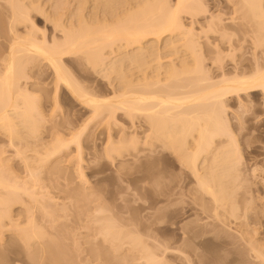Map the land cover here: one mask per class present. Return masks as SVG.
Listing matches in <instances>:
<instances>
[{
  "label": "bare ground",
  "instance_id": "1",
  "mask_svg": "<svg viewBox=\"0 0 264 264\" xmlns=\"http://www.w3.org/2000/svg\"><path fill=\"white\" fill-rule=\"evenodd\" d=\"M78 1L80 2V0ZM89 1L91 0H88V3L95 1V3L93 2L94 4H91L95 6H91L92 10L90 11L86 9L87 1L84 0V3L81 2V6L79 5V7L85 9V11L88 10L90 13H87L88 16H84V18L78 13L79 16L81 15L82 22L78 14H76L80 11L77 10L73 15L66 16L68 19L65 17V20L64 17L62 19V13L60 14L62 11L58 8L60 10L57 9L58 12L56 11V13H59L58 16L55 14V16L51 15V22L54 23L55 29H60L62 36L57 37L54 35L53 39L51 36L50 40L44 36L43 40H39L36 34L40 31H38V27L34 22L32 11L33 9L37 12L40 11V7L38 10L36 6L30 5L32 8H29L30 6L24 5L23 2L25 0H8L7 9L9 8L11 14L9 28L14 39H11L9 50L4 56L3 66H0V134L7 137L9 140L8 145L15 148L18 146L16 141L40 139L39 132L41 131L43 120L40 118L42 115L39 101L34 96L35 92L33 94L31 91H35L34 87L39 84L34 82V84H31V88L29 80L37 74L39 76L42 71L35 74L34 70H41L45 64L53 71L52 73H54L56 78L57 88L55 95L61 90L69 92L74 99L83 104V107L90 109L92 115L90 113L89 119L87 122L84 121L85 124L82 125L81 130L75 134L72 140H64L58 134H54L52 139H49L51 141L47 140V142L42 141L40 145L36 144L37 147L40 146V152L33 149L31 145L32 148L28 145L24 147V150L18 149L17 155L21 157V160L23 158L25 163V168L21 167L27 174V177H23L24 179L19 174H17L19 175L18 177L16 175L17 172L12 170V166L6 163L9 160L4 158V152L0 153V231H6L10 228L12 229L9 231H20L18 238L23 241L24 248H27L28 251L31 248H35V251H31L34 253V259L32 258V260L38 258V261L42 264H45V262H47L46 264H70L72 260L69 249L65 248L62 242L55 241V239L52 240L42 232L48 231V229L50 231L66 230L64 229L65 225L62 222L63 217L60 213L66 209V213H68V206L70 208L72 202L68 206L63 205L64 210H61V205L58 202H53L52 193L48 194L46 190L51 189L53 185L56 188L54 191L69 193L68 196L71 195L69 198L83 203V199L87 194H84V191H80L76 193L77 195L75 194V197L74 189H70L72 182L67 178V171L69 172V170L64 167V164H66L65 162H67L68 158H71L70 155L72 153H67V151L72 144L76 143L78 158L82 160L81 138L85 134V130L89 127L93 128V126H90L92 124L96 126L106 124L104 125L106 128L103 129L105 134H108L104 148L106 150L104 154L106 155L107 153L106 156H112V151L120 152L119 156L121 157L118 158L124 160V158L129 156V154L126 156V153L130 149L140 152L139 145L141 144L140 147H143L141 152L144 157L140 154L142 157L140 160L142 161L143 159L140 172L144 173V175L133 179L132 182L144 183L145 181L153 180L160 185L164 184L165 179L169 177L166 174L167 172L163 170L168 171L166 169L168 167L166 165L165 167L164 163H154L155 165L153 164L152 167L154 166L153 169L156 172L151 174V176L148 175V172L153 170L150 169L152 167H150L151 162H149L154 157L152 153L157 155L158 152V154L161 153L166 158H173L178 165L173 162V166L171 165L170 167L184 171L187 179L186 183L188 185L192 184L191 188L194 187L192 195H194L196 200L198 198L201 203H197L199 206H195V203L190 211L193 216L200 218L204 224H200L201 226L195 224L194 227L190 228V233L187 237L193 242L194 248L189 249V254L181 251L182 248H174V252L177 253L174 261H180L178 260L179 258H184V260L186 258L185 264H222L223 260L225 263L235 264L240 253L238 252L239 249L233 248L235 242L230 240L231 238L224 233H229L232 228H241L242 226L239 225L245 223L242 225L246 226V228L244 231H240L243 235L241 236L243 237L242 243L243 245L246 243L244 247H247L245 249L248 250V255L252 258V264H264V243L261 245L260 242L259 245V241L252 239L250 234L248 237L249 231H245L250 226L249 220H246V215L249 216V209L253 205L248 204L250 207H248L247 214L244 213L246 211L242 212L245 216L241 218L238 216V212L240 215V210L238 209L239 198L250 196L248 195L250 192L244 193L245 195L240 192L242 191L240 187L244 188L243 183L246 179L242 177V173L245 171L240 169L242 154L236 144V136L226 123V120L228 121L226 119L228 101L239 98L242 95L247 96L256 93H261L264 96V64L256 63V68L252 69L253 67L250 66L251 69L248 68L249 71L245 69V71L240 72L242 69L239 70L236 67L234 69L239 71L233 69L235 72H231V69L230 72H227L228 69L223 71L224 68H222L221 63L217 62L218 59L222 61V58H220L221 54L217 53L218 45H215L214 48L207 49H211L210 51L215 49L214 51L217 54L213 52L217 58L214 62L218 63L216 65L220 66L218 68L222 72L219 74L220 77L219 75L216 77L215 73L213 74L214 76L212 75L213 72L211 73V70L205 65L203 56L205 53L202 52L204 45L201 47L202 43H200L202 41L200 39L201 35L194 33L196 30L193 32L192 27L189 30L183 21L184 14L194 18L200 16L199 14L206 7L201 6V3L204 4L203 0H177L173 2L174 5L171 4L170 0H118L119 2H117L120 3V7L117 6L118 8H112V5L110 7V4L114 3L113 5H115L117 3L115 0L114 2L112 0ZM31 2L32 5H35V1L33 2L32 0ZM25 3L27 4V2ZM82 4L86 5L85 8L84 5L82 7ZM97 4H101L109 12L107 9L105 10L106 12H102L105 8L100 5L101 13L99 11L96 12L100 9ZM59 7L62 8L61 6ZM88 7L90 9V5ZM235 7H237V12L241 13L239 20L241 19L243 24L246 25L244 26L241 22L242 25H240L242 27L249 25L248 30H251V27L254 29L257 27L251 32L259 34V36L256 34V41L259 40L260 42L255 41V45L263 48L264 0H236ZM54 8H57V6L52 8L50 14L52 12L55 13ZM81 8L79 10H82ZM62 15L64 16V14ZM76 15L79 17L78 19ZM73 18L79 23L76 24ZM213 21L217 23L218 20L215 21L213 19ZM220 21L222 22L223 20ZM220 21H218V24L213 23L217 26L219 25V29L223 26ZM211 25L212 23L209 24V30H217L218 32V27L214 26L215 29ZM22 27L29 29L27 33L20 32ZM241 29L244 30L241 31ZM209 30L207 29L208 32H210ZM224 30L225 28L223 27L222 32L227 34L228 31L224 32ZM238 30L244 32L245 28ZM207 31L203 32L207 33ZM248 32L251 34L250 31ZM226 34H224L225 38H227ZM229 34L231 35L228 36L231 37L228 38L231 39L233 34ZM230 39L229 42H232V39ZM128 49L131 51H127ZM204 49L206 50V48ZM205 50L203 51L205 52ZM172 51L178 56L177 59L170 63H163L164 59L168 57V53ZM109 53L110 55L113 54V56L108 55ZM115 53L118 55L119 60L114 59L116 62L113 61L112 63L109 59L114 57ZM217 55H219V58ZM69 58H75L78 61L82 60V62L86 59L87 62L84 61L90 68L94 67L95 70L97 68L104 69V72L108 73H106L107 77L112 79L110 80L112 81L111 84L119 81L118 85L115 84L116 86L113 87L114 83L113 85L109 84L112 86V93L111 91L109 92L110 95L106 93L107 91L95 89L96 83L92 81L91 85V82H88L90 79L88 78L87 80L86 76V78H82L83 75L80 76L81 78L79 76L76 77V74L68 68V65H70L68 64L70 63ZM215 67L217 68V66ZM42 82V84L45 83L44 81ZM84 82L87 84L85 83V85ZM93 84H95L94 89L92 87ZM54 97L56 100L57 96ZM119 119L120 121H124V119L125 121H130L128 127H131L127 128L129 130L119 127ZM113 126L120 129L114 130ZM130 129L133 132L129 133ZM234 147L236 151L233 149ZM32 149L37 151L38 156L31 157L26 155L27 151H32ZM124 149L127 151H123ZM148 152L151 154H148ZM154 158L156 159L157 156ZM29 160L36 163L34 164V162ZM23 171L22 173H24ZM97 173H102V170ZM164 173L167 177L163 175ZM43 175L46 177L43 178ZM80 176L85 179L84 173L81 172ZM241 178H244V181L240 180ZM61 180L68 182L63 184ZM45 181H49L51 187L49 185L45 186L48 183L46 182L44 185L43 182ZM238 182L241 183L238 185ZM194 183L195 185L193 186ZM79 188L82 187L80 186ZM174 190L171 191L172 194ZM177 190L178 188L175 191ZM50 195L52 198L48 197ZM56 196L59 197V195ZM238 196L239 198H237ZM47 197L50 199H48V202ZM248 198L244 197L243 200ZM18 205H20L18 208L23 207V210L21 209L23 212L16 214L23 217L24 221H21V223V217H14L15 215H13L15 214L13 213V208ZM81 207L79 208L78 206L76 208L80 211ZM103 212L105 210L100 208L97 210V213ZM173 213H175L174 219L176 220L174 226H177L174 231H181L182 229H180L177 222L180 218L179 210H175ZM39 217L40 221L38 220ZM15 218L18 220H15ZM242 219H245L246 222L243 220L244 222L239 223ZM95 222L99 225L98 231H100V235L104 237V240L107 241L106 243L110 242L116 252L124 250L128 244L127 241H130L133 249L131 248L129 252L137 250L142 255L140 256L141 258L137 259L144 260L145 264H165V260L162 257L139 240V235L124 234L122 231L130 230H126V227L118 228L115 220L108 218L98 219ZM208 227L211 228V230L209 229L210 233H208L209 230L208 232L206 230ZM85 228L89 229L88 226H85ZM183 231L186 230L183 229ZM196 231H202L200 234L202 239L200 238L199 242V234ZM205 231L206 233H204ZM257 233L255 232L254 234L257 235ZM174 238L176 246L181 242L182 238L179 234H176ZM13 240L16 241L15 239ZM11 242L13 243V241ZM12 243H10V246ZM198 249L203 251V255L199 254L200 257L197 254ZM105 252L103 255L106 258L113 256L108 251ZM181 255L183 257H180ZM225 255L227 258H225ZM201 256L202 258L205 257V259L203 260ZM1 257L4 259L6 254H2ZM124 261L126 260L123 259Z\"/></svg>",
  "mask_w": 264,
  "mask_h": 264
},
{
  "label": "rangeland",
  "instance_id": "2",
  "mask_svg": "<svg viewBox=\"0 0 264 264\" xmlns=\"http://www.w3.org/2000/svg\"><path fill=\"white\" fill-rule=\"evenodd\" d=\"M28 1L30 2L28 3ZM31 1L32 0H25L27 4L25 2L23 3L24 5H28V6L30 5L33 7L36 6L38 10L40 7V11L37 12L36 10L34 11V9L32 11L34 22L38 27V31H40V32L37 31L38 33L36 34L39 40H43L42 38L44 36L49 40L51 39V36L53 39L54 35H56L57 37L62 36L60 29H55L54 23L51 22V15L58 16L59 13H56V11L58 12L59 9L62 11L60 12V14L61 13L64 14V16L61 14L62 19H64L66 16L68 17L70 15H73V13L76 12L77 10L80 11L81 13L77 12L76 14L79 13L82 15L80 16L84 18V16H88V14H90L89 11L92 10L91 8L95 6V5H91V4H94L95 1L91 0L92 3H88V0H85L87 1L86 3L88 4L87 6L82 4V7L84 5V8L86 6V9L89 10V11L88 10L85 11V9H82L81 7H79V5L81 6V2H83L84 0L83 1L80 0V2L78 0H77L78 2L76 0H67V1L62 0V3H61V0L60 2L59 0H33V2L35 1V5H32ZM117 1L118 0H115V2ZM170 1H171V4L174 5L173 2H176L177 0H170ZM112 2H114V0H112ZM203 2L205 5L201 3V6L202 5H203L202 7L206 6L204 7L206 11L205 10L202 11L199 14L200 16H198V18H196L197 16L194 18V17H190L184 14L183 21L185 22V25L188 26L186 27L189 30L192 27L193 32L196 30V32L194 33L196 34L199 33L201 35L200 36V39L202 40V41L200 40L201 41L200 43H202L201 47L204 45L202 49L205 50L204 48H206L205 52L202 50V52L205 53L203 54L204 59H205V65L207 66L208 69L211 70V73L213 72L212 75L215 73L214 75L217 77L222 72L218 68L220 66L216 65L217 62H219V64L221 63L222 68H224L223 71H225V69L226 70L228 69L227 72H230V69H231V72H235L233 70H236L238 68L239 70L242 69L240 70V72L245 71V69L249 71L251 67H253L252 69L256 68L257 66L256 63L260 62L259 63L260 65L264 64V61H263L264 60L263 59L264 58L263 56L264 46L263 48H260L259 46L255 45V41L257 40L256 34L258 33L256 32V34H254L251 32L254 28L251 27V30H248L249 25H247V27L241 26L243 22L241 19H240L241 21L239 20V17H241L239 15L241 13L239 14L236 10L237 9V7H235L236 0H203ZM64 3L66 4L64 5ZM113 4H110V7L111 5H112V8H115V7L118 8L117 6L120 7V3H118L119 5L118 4L113 5ZM89 5H90V9L88 7ZM99 5L102 6L101 4ZM99 5L97 4V7H99ZM31 6L29 8H32ZM55 6H57V8H54L55 13L52 12L50 14V12L52 11V8ZM59 6H61L62 8H60ZM7 7H8V0H0V66L1 67L3 66L4 56L7 54L9 50V46L12 40L14 39L13 36L11 35L10 28H9V20H10L11 14L9 12L10 11L9 8L7 9ZM106 7L108 8V6ZM79 8H81L84 11L79 10ZM107 8H105L104 10L102 8L103 10L102 12H106L105 10ZM98 11L99 13H101V8L97 10L96 12ZM78 16L76 15L77 19L80 17ZM81 17L79 18L80 20H81ZM75 19H74V22L76 24L79 23V21H75ZM213 19L215 21L223 20L222 22L220 21L221 25L223 23V26H221L222 30L219 29L220 27L219 25H218L219 27L215 25V24H218L219 22L217 21V23H215ZM82 21L83 20H81V22ZM211 23H212L211 25L212 28L218 27V29L221 31L219 32L218 30L217 32V30L214 31L211 29L212 31L211 32L209 30L210 28L209 24ZM28 25L30 27V23ZM238 25H240L241 27ZM223 27L225 28L224 32L228 31L227 34L222 32ZM239 27L245 28V31L240 32V30H238L240 29ZM207 29L210 32H208ZM255 29H257V27ZM20 30H21L20 32L25 34L27 33L29 29L28 28L26 29V27H22L20 28ZM242 30L244 29H241V31ZM203 31H207L208 34ZM248 31H250L251 34H249ZM229 33L233 34L232 35L233 37L231 38L232 40L228 38V37H231V36H228V35H231ZM224 34L227 35V38H225L226 36ZM229 39L232 42H229ZM215 45H218L217 53L219 52L221 54L220 58H222V61L218 59V61L216 60L217 62H214L215 59L217 58L216 57L217 53L216 51H214L215 49L212 51L210 50L214 48ZM207 48H211V49H207ZM208 50L210 51V53ZM127 51H131V50L128 49ZM108 55H110V53ZM111 55L113 56V54ZM116 55H114V57H111L109 61L111 60L113 63V61H115L114 59L117 60L118 55L117 57H115ZM219 55H217L218 58H219ZM177 57L178 56L175 55L173 51L169 52L168 57L164 59L163 63L173 62L174 60L177 59ZM69 59H70L69 60L70 63L68 62L67 63L70 65L67 64L68 68H70V70L76 74V77L77 76L80 77L83 75L82 78L87 77L86 78L87 80L88 78L90 79L88 80V82L89 83L91 82L90 83L91 85L93 82L96 83V85L99 84L97 86L93 84L92 86L93 89L95 85V89L96 88L97 90L102 89V91L104 92L107 91L106 93H109L112 90V86L110 85H113L114 82L111 84L112 81L110 80L112 79L107 77L106 75L107 72H104V69L102 70L101 68H97V70H95L94 67L90 68V66L86 63L87 62L86 59H84L86 62L84 60L83 62L82 60L81 61L80 60L78 61L77 59L75 60V58H69ZM222 62L224 65L222 64ZM76 63L77 64L79 63V64L77 65ZM215 66H217V68ZM234 67H236V69H234ZM38 70L35 69L34 73L37 74V72L38 73L40 71L42 72L39 73V76L37 74L36 76L32 77L29 80L31 82V83L29 82V84H30V87H31V84H34V82L39 84L37 87H34L35 91L31 89L30 90L33 92V94L35 92L34 96L38 99L39 105H40V112L42 115L40 118L43 120V124L40 129L41 131L39 132L40 139L38 140L27 139V140H23L22 142L16 141L18 146L15 148H12L8 145L9 140L7 139V137H4L5 135L2 136L0 134V153L4 152V155H3L4 158H7L9 160L6 163L12 166V170L17 172L16 175L19 174L22 176V178L24 176L27 177V174L25 173V170L24 171L22 170V168L23 169L25 168L24 167L25 163L23 161L24 159L22 158L21 160L20 159L21 157L17 155L18 149L24 150L25 146L31 145L33 149H36L40 152L41 150L39 149L40 146L37 147L36 144L40 145L42 141H45V142H47V140L51 141L49 139H52V135L54 134L56 135L58 134L61 139L72 140L75 134H77L81 130L82 125L85 124L84 121L87 122V120L90 117V113L92 115V112H90L91 110L83 107L82 106L83 104H81L76 99H74V97L71 96L69 92L61 90L57 95H55V90L57 88L56 78L54 77V73H52L53 71L46 64L45 66H43L41 70L39 71ZM239 70H236V71H239ZM112 77L114 78L113 75ZM41 78H42V81L45 82L44 84H42L43 82L41 81ZM83 80L85 81V79ZM118 82L117 83L115 82L113 87L118 85ZM85 83L86 82H84V84ZM89 83L88 85H90ZM30 87H27V88H30ZM54 96H57L56 100L54 99L55 98ZM227 103H228L227 105L228 111H226V113L228 112V114H226L227 115L226 119H228V121L226 120V123L230 126L231 132L234 133V135L236 136L235 137L236 144L242 154V159H241L242 168L240 166V169L241 170L243 169L242 171L246 172V173L244 172L246 175L242 173V177L246 179H245V182L243 183L244 188H242V186L240 187L242 189V191L240 192L243 193L242 195H245L244 193L250 192V194L248 195L252 197V201H251L250 196H248L249 198L247 196H244L250 199L249 201H247L248 199L243 200L244 197L239 192L243 198H239L240 195L237 197L239 198V202H238L239 206L238 205L237 206H238V209L240 210V215L238 212V216L240 218L242 216H245L244 213L247 214L248 207H250L248 204L253 205L251 206L254 209L250 207L249 212H248L249 216L246 215L247 216L246 220H249L250 226L249 228H247L248 230L246 229L245 231L250 232V233L248 232L247 234L248 237L251 235L252 239L254 238V240L255 241L257 240V242L259 241L258 244L261 242L260 244L262 245V243H264V181H262L264 180V96H262L261 93L249 94L247 96L242 95L241 97L234 98L228 101ZM125 119L124 121H120L119 119L120 122L118 121L119 123L118 125L121 129L126 128V130H129L127 128L131 127V126L128 127L130 121L128 122L127 121L128 119H127L126 120L127 122H126ZM121 120H123V118H121ZM104 125L106 124H103V126L102 125L96 126L92 124L90 126H93V128L89 127L85 130L86 132H84L85 134L81 138V141H82L81 143H82V148H83L82 149V152H83L82 160L83 161L78 158V152H77L78 148H77L76 143H74L67 151V153H70V154L72 153V155H70L71 158H68L69 161L67 159V162H65L66 164H64L65 166L62 164V166L67 167L69 170V172L67 171L68 174L67 173L66 174H67L68 180H70L73 184V185L71 184L70 189L71 190L74 189L75 191L74 195L80 191H84V194H87L85 195L83 199V203H80V201H78L80 203L79 204L78 202H76L77 200L75 201V199L73 200V198L72 199L69 198L71 197V195L68 196L69 193H66V192L61 193L58 190L54 191L56 190V188H54L53 185L51 187L50 186L51 183L49 181L43 182L44 185L46 182L49 183V184L47 183L45 186L49 185L51 189L54 188L51 190L48 187L50 191L47 189L48 191L46 190V192H48V194H50L51 192L52 193L51 195H53L52 197L54 198L53 202L55 203L58 202V204L61 205V207L60 206H57V207H60L61 210H64L63 205L68 206L71 202L72 204H70V208L68 206V210H69L68 213H66L67 209L64 210V212L62 211V213H60V215H62L63 220H64V221L62 220V222L65 225L64 229L66 230L50 231V229H48V231H44L42 233H44V235H48L47 237L52 240L55 239V241L62 242L65 248L69 249L71 260H72L70 264H145L144 260L137 259L140 256H142L137 250L129 252L131 248L133 249V246H131L130 241H127L128 244L125 246L124 250L116 252L115 250H113L110 242L106 243L107 241H105L104 237L100 235V231H98L99 225L95 221H97L98 219L111 218L117 222L116 226L118 228L126 227L125 228L126 230L127 229L130 230V231H122L124 234H134L136 236L139 235L140 236V238L138 237L139 240H141L142 243L146 244L151 249H153V252H155L157 255L162 257L163 260H165L164 261L165 264H185L186 258L185 260L184 258H179L178 260L180 261H174L175 257L177 256V253H175L174 250L177 248L178 249L182 248L181 251L183 252L185 251L184 253L189 254L192 247L194 248L193 242H191L187 237V235L190 233L189 230L190 228L194 227L195 224H198V225L204 224L203 222H201L200 218L193 216L192 212L190 211V209L195 205V203H196L195 206H199L198 204L201 203L198 200V198L196 200L194 195H192V190L194 189V187L191 188L192 184L188 185V183H186L187 179H186V174L184 171H182L179 168L172 169V167H170L171 165L173 166L172 164L173 162H175V164L178 165V163H176V161L173 160V158H170V159L166 158L164 155H161V153H159L160 154L159 155L158 152H157V155H154L152 153V155L154 157L157 156V158L155 159L153 157L150 159L149 162H151L150 167H152L154 163L155 164L164 163V166L166 165L168 167L166 168L168 169V171L163 169L166 166L165 167L162 166L163 168L161 167L164 171L167 172L166 174L169 176L167 177L165 173L163 174L164 176L166 175L165 177H167L166 179L164 178L165 179L164 184L160 185L158 184V182H155L153 180H148V181H145L144 183L132 182L133 179L144 175V173L140 172L141 171L140 167H142L143 165L142 164L143 159L142 161L140 160L142 158L141 155L143 154L141 152L143 147L141 148L140 147L141 144L139 145V149L141 153L139 151H132V149L129 148L130 149L129 152L130 151L132 152L130 153L127 152L126 156L128 154L129 156L124 158V160L122 158H118V157H121L119 156L120 152L117 153L115 151H112L111 153L112 156H106L107 153L106 155L104 154L105 153L104 151H106L104 150V148H105V143L107 141V140L105 141V139L108 137V134H105V131L103 130L106 128ZM119 127L116 128L115 126H113V129L119 130L120 129ZM128 132L131 133L133 131H131L130 129V131ZM139 136L142 137L141 135ZM235 147L233 149L236 151ZM33 149L32 151H29L30 150L29 149L28 150L29 152L27 151L26 155L31 156V157L33 156L35 157V155L38 156L37 155L38 153H36L37 151H33ZM125 150L126 149H124L123 151ZM234 153H237V152H234ZM148 154H151V153L148 152ZM73 156L74 158L72 159ZM142 156L144 157V155ZM133 157H136V158H133ZM78 160H80L79 161L80 164ZM29 161H32V160H29ZM35 163L36 162H34V164ZM153 168L154 166L150 169H153ZM99 170H102V173L96 174V172H98ZM22 171L25 174L22 173ZM81 172L85 174V177H84L85 179H83L80 176ZM155 172H156L155 169L150 170L148 172V175L151 176V174H154ZM19 175L17 176L19 177ZM44 175L42 176L43 178L46 177ZM244 178H241L240 180L244 181ZM66 182L63 181L62 183L64 184ZM239 183L241 182H238V185ZM194 185L195 183L193 184V186ZM80 186L82 188H79ZM177 188L178 190L175 191ZM78 189L79 191H77ZM84 189L86 190V193ZM173 189L175 190L172 194L171 191ZM51 195L48 197L52 198ZM56 195H59V197ZM169 195H171L172 197ZM48 197L46 198L47 202L49 199ZM60 198L61 199L63 198L64 200L63 199L61 200ZM65 199H68V200H65ZM240 199H241V202H240ZM26 200L28 201V199ZM29 206H32V205H29ZM78 206L79 208L82 206L80 210L81 212L76 208ZM18 207H20V205L13 208L14 209L13 213H15L13 215H15L14 217L20 218L21 216L19 215L17 216L16 214L17 213L20 214L21 211L23 210L22 209L23 207L22 208H18ZM83 207H84V210H83ZM74 208L77 210H75ZM99 208L102 210H105V212L97 213V210ZM175 210L176 211L179 210V213H180V218L177 222H178V226L180 227V229H182L181 231H174L177 228V226H174V224L176 223L175 222L176 220L174 219L175 213L173 212ZM243 211H246V212L242 213ZM64 217H66L67 219ZM16 219L17 218H15V220ZM38 220L39 221L41 220L40 217L38 218ZM243 220L245 219H242V221L239 223L244 222ZM21 221H24L23 217H21L20 223ZM242 224H245V223H242ZM242 224H240L239 226H242L243 229L242 227L232 228L231 230H229V233L227 231H224V232H227L224 234H227L226 236L231 238L230 240L235 242L234 243L235 245L233 246V248L236 250L237 249L240 250V251L238 250V252L240 253H239V256L235 264H250V263L252 264L253 262L252 258L251 256L248 255L249 254L248 250L245 249L246 246L244 247L246 243L244 245L242 243L243 237L241 236L243 235L241 234L240 231L241 230L244 231V229L246 228V226H243ZM44 225L46 224L44 223ZM85 226L86 227L88 226L89 229L87 230ZM11 229L12 228H10L9 230ZM183 229H185L186 231H183ZM209 229L211 230L210 227L206 228L207 232ZM9 230L2 231V232L0 231V264H42L41 262L38 261L39 260L38 258H35V260H32V258L34 259L33 257L34 253L31 251H35V248H31V250L29 251L27 250V248H24L23 243H22L23 241L21 240V238L20 239L18 238L21 232L20 231L19 232L9 231ZM210 230L208 233L211 232ZM254 231L256 233L258 231L257 235L254 234L255 233ZM115 232H120V231H115ZM196 232L199 234V239H198V242H199L202 239L200 237V234L202 231H196ZM16 233L17 234L19 233V234L17 235ZM204 233H206V231ZM176 234H179V236L182 239H181V242L175 246L174 236ZM13 239H15L16 241H14ZM11 241H13V243ZM10 243H12L11 246H10ZM116 245L118 246V244ZM105 251H108L113 256L106 258L103 255ZM202 252L203 251L198 249L197 254L199 257H200L199 254L203 255ZM31 253L32 255H30ZM226 253L228 254V252ZM2 254L4 255L6 254V257L4 259H2L1 257ZM226 255H225V258H227ZM180 257H183V256L181 255ZM229 258L228 260H230ZM123 259H125L127 262L126 261L123 262ZM202 259L204 260L205 257ZM222 262L224 264L227 263V262L225 263L224 260ZM46 263L47 262H45V264Z\"/></svg>",
  "mask_w": 264,
  "mask_h": 264
}]
</instances>
